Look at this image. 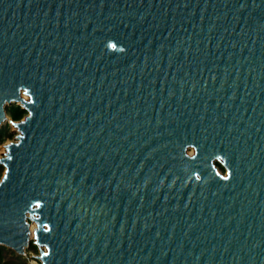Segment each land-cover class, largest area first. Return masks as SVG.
Returning a JSON list of instances; mask_svg holds the SVG:
<instances>
[{
	"label": "water",
	"instance_id": "95a60500",
	"mask_svg": "<svg viewBox=\"0 0 264 264\" xmlns=\"http://www.w3.org/2000/svg\"><path fill=\"white\" fill-rule=\"evenodd\" d=\"M8 121L0 244L264 264V0H0Z\"/></svg>",
	"mask_w": 264,
	"mask_h": 264
},
{
	"label": "rangeland",
	"instance_id": "374dc122",
	"mask_svg": "<svg viewBox=\"0 0 264 264\" xmlns=\"http://www.w3.org/2000/svg\"><path fill=\"white\" fill-rule=\"evenodd\" d=\"M18 105L19 104L7 105L6 109L9 119H13V117H17L19 113L22 112L21 110L22 107L20 109ZM26 115L27 113H25L22 118H24ZM0 130L3 131L2 134L3 138L2 140H0V159H1L2 157L5 156V153H7L6 145L16 140L18 131L15 130L13 124H11L9 121L5 123L2 127H0ZM190 152H193V150L190 149ZM217 166L219 170L225 172V169L220 164L217 163ZM4 172H5V167L3 169L2 177L4 175ZM30 222L31 225L33 224L35 226L33 221L30 220ZM39 250L40 247L34 243L33 239L31 240L30 246L26 249L25 255H20L11 247H8L4 244H0V253H2V260L0 261V264H13L20 262H25L27 264H40V261L37 258V256L40 254Z\"/></svg>",
	"mask_w": 264,
	"mask_h": 264
},
{
	"label": "bare ground",
	"instance_id": "6f19581e",
	"mask_svg": "<svg viewBox=\"0 0 264 264\" xmlns=\"http://www.w3.org/2000/svg\"><path fill=\"white\" fill-rule=\"evenodd\" d=\"M21 97L23 98V99H25V100H29V96L28 95H26L25 93H22V95H21ZM7 118L9 119V117L7 116ZM14 126V128H15V130L16 131H18V127H16L15 125H13ZM8 145V144H7ZM7 145H6V150H7V152H8V147H7ZM193 150V149H192ZM191 154H193V152H190ZM6 154V153H5ZM33 223L35 224V226L32 224H30V238L31 239H33L34 237H35V230H36V228H37V224H36V222L35 221H33ZM27 246L28 245H25V249L27 248ZM26 251V250H25Z\"/></svg>",
	"mask_w": 264,
	"mask_h": 264
},
{
	"label": "trees",
	"instance_id": "16d2710c",
	"mask_svg": "<svg viewBox=\"0 0 264 264\" xmlns=\"http://www.w3.org/2000/svg\"><path fill=\"white\" fill-rule=\"evenodd\" d=\"M19 106V108L21 109V106L20 105H18ZM22 110V112L21 113H19V115L17 116V117H13V119L14 120H20L23 116H24V114L25 113H27L24 109H21ZM3 131L2 130H0V140H2V138H3ZM3 169H4V166H2L1 164H0V179H1V177H2V174H3ZM2 260V253H0V261ZM13 264H27V263H25V262H20V263H13Z\"/></svg>",
	"mask_w": 264,
	"mask_h": 264
}]
</instances>
